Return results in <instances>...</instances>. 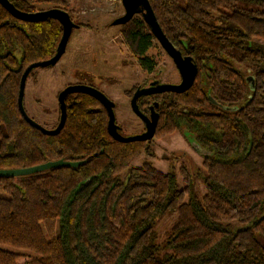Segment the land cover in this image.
Here are the masks:
<instances>
[{
    "label": "trees",
    "instance_id": "trees-1",
    "mask_svg": "<svg viewBox=\"0 0 264 264\" xmlns=\"http://www.w3.org/2000/svg\"><path fill=\"white\" fill-rule=\"evenodd\" d=\"M10 1L36 12L43 10L36 2L53 0ZM149 2L198 71L189 90L143 96L139 107L145 114L155 107V137H194L204 151L205 194L185 166H131L151 154L150 141L114 140L106 109L88 94L67 96L57 135L31 126L18 106L21 77L55 55L63 27L52 18L17 19L0 4V169L86 161L0 178L7 193L0 194V264H264V0ZM138 15L131 38L152 73L147 52L157 39ZM168 214L176 220L160 242L157 223Z\"/></svg>",
    "mask_w": 264,
    "mask_h": 264
},
{
    "label": "rangeland",
    "instance_id": "rangeland-1",
    "mask_svg": "<svg viewBox=\"0 0 264 264\" xmlns=\"http://www.w3.org/2000/svg\"><path fill=\"white\" fill-rule=\"evenodd\" d=\"M60 1L61 4L53 0L36 2L35 5L43 10L54 5H65L73 21L84 26L73 29L66 52L56 65L36 68L29 76L24 96L26 112L44 128L53 129L60 120V92L69 85H90L115 102L116 120L123 136L142 133L145 125L133 112L130 104L132 96L127 92L155 79L162 83H180L181 76L175 63L155 40L147 56L155 61L156 70L149 73L141 66L135 52L136 43L131 38V30L140 16L135 15L126 24L114 23L125 13L121 0ZM149 146L151 154L143 153L131 166L149 162L164 172L174 167L179 171L185 166L193 176L198 195L202 197L205 194L204 151L193 136L176 131L161 138L154 136ZM178 176L184 185L180 173ZM0 194L7 195L2 188ZM175 220L176 214H168L158 221L160 242L167 236Z\"/></svg>",
    "mask_w": 264,
    "mask_h": 264
},
{
    "label": "water",
    "instance_id": "water-1",
    "mask_svg": "<svg viewBox=\"0 0 264 264\" xmlns=\"http://www.w3.org/2000/svg\"><path fill=\"white\" fill-rule=\"evenodd\" d=\"M123 7L125 9L124 15L116 18V24L122 25L131 21L135 15L141 14L145 22L150 26L153 34L156 39L162 46V48L167 52L175 63L180 76V83H162L157 80L150 82V85L147 87H138L134 94L131 97V108L133 112L143 121L145 125V130L136 135L132 136H123L120 132V126L117 124L115 107L116 104L112 101L104 92L100 89L84 84H74L67 86L62 90L58 96L59 108H60V120L58 125L53 129H46L32 119L25 110L24 106V96L28 76L31 71L36 68H45L49 66L56 65L62 56L66 52V48L69 42V39L72 35L74 28H78L79 25L75 23L70 15V13L60 7H52L45 10H39L36 12H24L16 8L10 0H0V4L8 10L15 18L27 21L35 22L42 19L52 18L60 22L63 27V35L60 40L57 52L55 55L44 61L34 62L30 64L24 71L21 77L19 96H18V106L23 118L33 127L40 130L42 133L47 135H57L62 128L64 127L67 119V105L66 98L69 94L72 93H84L88 94L95 99H97L108 113V132L114 140L120 142H132V141H150L154 138L157 124H158V113L155 110V107L152 106V111L150 115L145 114L141 111L139 107V99L143 96H148L152 94H162L167 92L183 93L189 90L196 79L197 75V65L193 61L192 57L184 56L183 53L178 50L175 45L168 39L164 31L162 30L156 14L149 2V0H121ZM157 107L158 104L156 103ZM86 161H70L66 159H60L55 161H48L39 165L30 166L26 168L19 169H0V178L1 177H19L41 173L52 168L57 167H78L84 164Z\"/></svg>",
    "mask_w": 264,
    "mask_h": 264
},
{
    "label": "flooded vegetation",
    "instance_id": "flooded-vegetation-1",
    "mask_svg": "<svg viewBox=\"0 0 264 264\" xmlns=\"http://www.w3.org/2000/svg\"><path fill=\"white\" fill-rule=\"evenodd\" d=\"M150 82L151 81H149V82H147L145 85H142V86H139V87H147V86H149L150 85ZM137 89V88H136ZM135 92V91H134ZM134 94V93H133ZM139 102V101H138ZM152 109V106H150V110L148 111V113H147V115H150L151 114V110Z\"/></svg>",
    "mask_w": 264,
    "mask_h": 264
}]
</instances>
